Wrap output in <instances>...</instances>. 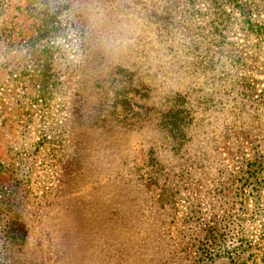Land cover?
I'll return each mask as SVG.
<instances>
[{
    "label": "rangeland",
    "instance_id": "1",
    "mask_svg": "<svg viewBox=\"0 0 264 264\" xmlns=\"http://www.w3.org/2000/svg\"><path fill=\"white\" fill-rule=\"evenodd\" d=\"M199 1L195 10H210L209 0ZM186 2L71 0L93 30L90 44L97 56L79 77L74 54L64 46L45 70L50 86L42 95L39 64L48 58L41 56L43 43L34 35L54 23L47 15L53 0H0L5 6L0 35L7 21L12 31L9 38L0 37V240L3 219L13 212H20L27 229L19 247L0 245V264H264V188L255 199L251 187L239 184L244 163L255 157L251 147L264 154V40L236 25L225 28L221 38L199 14L192 17L196 26L185 28L175 17L190 23ZM253 18L264 23V12ZM119 53L127 55L116 59ZM201 53L213 54L221 69L203 77ZM236 57L240 62L232 68ZM126 58L133 62V78L162 98L185 94L194 121L200 119L178 152L167 141L158 142L160 175L147 176L145 162L157 131L154 119L137 129L110 116L93 122L100 99L109 108L116 102V111L125 115L107 73ZM80 78L89 86L85 105L91 117L72 123ZM93 78L103 79V87ZM200 93L215 96V106L203 112ZM24 94L31 96L30 104ZM230 123L234 127L224 139L220 128ZM44 135L50 142L35 151ZM130 171L129 178L139 171L142 179L135 182V175L127 184L122 179ZM224 183L229 188L220 190ZM212 225L224 240L213 256H198ZM240 241L246 251L223 255Z\"/></svg>",
    "mask_w": 264,
    "mask_h": 264
},
{
    "label": "trees",
    "instance_id": "2",
    "mask_svg": "<svg viewBox=\"0 0 264 264\" xmlns=\"http://www.w3.org/2000/svg\"><path fill=\"white\" fill-rule=\"evenodd\" d=\"M199 0H187V5L189 9H191V14H186L187 19L190 20V23L184 25L180 20V16H176L175 18L181 23L183 27L190 28L192 26H196V24L192 23L193 18L199 14L201 17H205L204 24L207 29H209L212 33L220 35L222 38V32L225 28H228L231 25L238 26L243 32L252 33L258 37H261L264 40V23L258 21L253 18L255 14H259L264 12V0H209L211 8L206 12L205 10H195L197 7ZM10 4L8 3L7 6ZM51 10L47 13L50 16V19H53L54 23L50 26H42V29L36 31L34 36L40 39L42 42V50L41 56H46L44 62L39 64L40 69H42L39 74L42 76L39 87V90H42V95H45V90L48 91V86H50L48 82V73L46 76L45 70L50 69L51 60L56 53H62L64 51V46L69 47L74 54V58L76 60L74 68L78 71L79 77L81 75V70L83 67L89 64L91 61H95L93 59L94 56H97V51L91 46L90 39L92 37L93 30L84 22L82 16L74 9L71 4V0H53V3L50 5ZM5 6L0 4V15L3 13ZM189 12V11H188ZM210 13L207 15V13ZM198 17V16H197ZM201 28V26H198ZM11 26L10 22L7 21V25L1 28V35L5 37H10ZM203 28L200 31H197L198 34L202 33ZM260 38V39H261ZM130 53V52H128ZM127 54L119 53V56L116 59H121V57H125ZM195 55V53L193 54ZM104 58V55L100 57V60ZM131 58H126L118 62L116 65L111 68V70L107 73L109 76H112L114 82L108 81L112 87V91H116L115 99L120 98L122 104L126 107L123 109L125 115H121V113L117 112L115 107L116 102L112 103L110 108L103 104V99H100L98 102L99 110L98 112L95 110L93 115L94 124H100L106 116H110L113 122H119L122 127H126L128 129H137L141 128V123L146 122L148 120L154 119L156 122L157 131L152 132V136H155L148 142L147 151L145 153L146 160L150 166V175H160L163 169L164 164L162 163L161 157L158 152L160 149V144L158 143L160 140L167 141L168 145L174 152H178L183 145L188 143L191 138L194 136V132L197 128L200 127L199 121L195 120V116L193 110L190 105L187 104L185 94H174L172 96H166L164 98L163 95H155L153 90L145 85L141 80L139 82V78H133L134 70H132L131 66L133 62L130 60ZM49 60V61H48ZM97 61L99 59H96ZM127 60L129 64H126L124 61ZM41 61V60H39ZM240 62V58L236 57V61L230 63V66L234 68L235 65H238ZM136 65V64H135ZM224 65V63H222ZM199 66L202 71V76L205 77L206 73L215 72L221 69V63L218 59L214 57L211 53H201ZM23 76L27 75V73L21 74ZM39 76V77H40ZM47 77V79H46ZM209 77V76H208ZM93 80L97 83L98 87L102 88L101 85L103 79L101 78H93ZM132 84H130V83ZM217 86V83H212L210 86ZM201 91V89H199ZM249 91L245 88V92ZM89 92V86L85 82L84 78L78 82L75 87V92L72 96L71 108L73 112L72 123L78 121L79 123H84L85 120L89 121L90 112L88 111L86 103V94ZM201 94V93H200ZM28 103L31 102V96L29 94H24ZM104 93H100V96ZM200 98L198 103L204 104L202 107L203 112L211 109L215 106L216 97L213 95H199ZM33 100V98H32ZM137 100V101H136ZM151 100H155L151 102ZM156 105L155 107L150 106V104ZM167 107H164V106ZM196 112V110L194 109ZM86 121V122H87ZM135 123L136 126H135ZM206 127L210 124L209 120H205ZM114 125V123L112 124ZM130 125H134L130 126ZM234 124H226L220 128L222 132V138L228 137L230 134L228 132V128H233ZM202 130V129H201ZM164 131V132H163ZM43 135V134H42ZM41 135V136H42ZM161 136V137H160ZM160 137V138H159ZM46 142H50L47 140V137L44 135L42 140L40 141L37 138L35 143L34 150L37 151L41 148V146L45 145ZM234 143V142H233ZM224 142V146L226 147ZM240 147V146H239ZM239 147H236L239 149ZM228 149L232 148V143H229L227 146ZM232 151V150H231ZM252 155L255 156L252 161H247L244 163V169L242 171V176L239 179L240 188H249L253 189L255 193V199H259V195L261 194L259 191L264 188V154H259L258 146L251 147ZM3 162L0 163V167H3ZM5 167V166H4ZM129 173L126 178H129ZM135 175H138L135 178V182L141 180L142 177L139 174V171H136L131 178H127L124 182L127 184L132 180ZM149 180V179H146ZM236 182V181H235ZM231 184V183H229ZM228 184V185H229ZM220 190L222 188L228 189L227 184H221ZM23 187L22 189H24ZM226 189H223L226 191ZM238 194H236L237 196ZM242 202H239L241 205ZM12 208V206H11ZM20 212H13L12 215H7L3 219V230L1 236V246L4 250H9L10 248L19 247L23 244L26 235L27 229L24 223V218L19 214ZM224 233L220 230L216 229L215 226H208V228L204 232L203 239L207 241V243L201 244L198 248V256H213L218 250L216 247H219L221 242L224 240ZM247 244L244 241H240L239 246L234 249H225L223 251V255L225 256H235L239 253H243L246 251ZM223 249V248H222ZM202 257H199L198 261H201Z\"/></svg>",
    "mask_w": 264,
    "mask_h": 264
}]
</instances>
